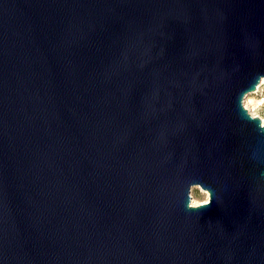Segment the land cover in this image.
I'll list each match as a JSON object with an SVG mask.
<instances>
[{"label": "water", "instance_id": "1", "mask_svg": "<svg viewBox=\"0 0 264 264\" xmlns=\"http://www.w3.org/2000/svg\"><path fill=\"white\" fill-rule=\"evenodd\" d=\"M261 81L264 0H0V264H264Z\"/></svg>", "mask_w": 264, "mask_h": 264}, {"label": "rangeland", "instance_id": "2", "mask_svg": "<svg viewBox=\"0 0 264 264\" xmlns=\"http://www.w3.org/2000/svg\"><path fill=\"white\" fill-rule=\"evenodd\" d=\"M244 106L248 111L261 119V123L264 125V81H262L255 91L247 96L244 100ZM208 194L198 187H194L191 190V204L198 205L206 202Z\"/></svg>", "mask_w": 264, "mask_h": 264}, {"label": "bare ground", "instance_id": "3", "mask_svg": "<svg viewBox=\"0 0 264 264\" xmlns=\"http://www.w3.org/2000/svg\"><path fill=\"white\" fill-rule=\"evenodd\" d=\"M262 82V81H261Z\"/></svg>", "mask_w": 264, "mask_h": 264}]
</instances>
